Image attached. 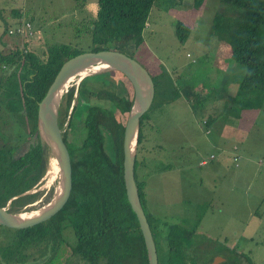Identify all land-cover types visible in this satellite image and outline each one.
<instances>
[{"label": "rangeland", "instance_id": "obj_1", "mask_svg": "<svg viewBox=\"0 0 264 264\" xmlns=\"http://www.w3.org/2000/svg\"><path fill=\"white\" fill-rule=\"evenodd\" d=\"M161 2L163 6H159ZM97 8V0H0V36L5 22L12 28L29 22L27 29L32 34L28 31L27 34H14L9 38L10 45L22 46L26 38L27 48H34L38 53L53 44H72L83 51H90L92 33L89 26L95 19ZM154 8L147 19L143 46L134 54L124 52L155 76L154 80L156 75L159 76L160 81L144 121L146 139L139 152L147 159L152 156L149 165H145L147 168L143 165L140 167V173H144L139 178L147 181L144 189L145 212L156 217L152 223L155 233L157 228L160 229L155 236L160 264L167 261L164 255L167 244L163 237L166 224H182L185 220L189 231L186 238L188 243L183 249L190 264H247L244 254L250 255L256 264H264V102L261 109L244 110L242 102L234 99L241 78L239 75L243 74L244 68L230 59L229 46L220 47L221 57H224V62H232V66L239 69L237 73L224 75L218 80L214 91L212 86H208L212 81L207 78L210 70H214L210 61L213 58L207 59L204 66L203 60L199 59L200 50L203 49L200 39L206 35L209 37L213 17L219 13L228 14L230 8L234 7L220 0H209L208 5L200 11L194 8L193 0H158ZM235 9L240 13V9ZM177 20L197 26L190 40L184 44L177 39L174 26ZM1 49L3 46L0 43ZM108 71L118 81L119 72L113 69ZM95 74L88 75L95 77ZM223 79L227 82L232 79L224 90ZM78 80L80 82L81 78L75 77L67 86H74L75 102L82 101L76 92ZM117 83L121 88L122 84ZM196 84L202 86L205 93L215 94L217 106L214 109L218 112L214 115L217 117L215 123L218 121V128L226 135L234 129L233 135L237 136L241 153L249 154L250 159L255 161L251 166L246 164L244 167L243 157L239 159L240 166L234 167L235 170L226 169L227 164L230 169L233 168L228 163V160L233 162L232 154L217 149L216 146L221 143L217 142L220 139L215 140L214 133H205L206 126L201 119L211 113L207 114L206 109L194 105L197 96L192 88ZM184 87L188 89L182 90ZM201 96L206 103L207 95ZM223 96L225 107L220 106ZM95 100L92 96L91 102ZM120 116L124 119L125 115ZM238 117L241 124L237 127ZM27 127L23 116L11 114L0 103V146L15 145L16 153L26 150L35 139ZM72 133L75 134L74 131ZM105 140L106 148L112 152L107 133ZM232 142L225 139L222 144L230 145ZM211 153L216 155L212 162L203 166L197 164L199 157H207ZM225 155L227 158L224 160L222 156ZM163 164H167V167H162ZM156 165H161V168H156ZM48 168L49 163L37 184L28 190H43L39 198L31 203L32 206L45 205L48 201L43 202L41 198L52 187L54 194L59 185L60 172L50 180ZM149 168L150 171L147 170ZM4 230L0 227V243L5 238ZM73 240L70 234L67 240L47 244L45 249L36 253L38 258L35 262L75 263L71 253ZM215 255L220 258L211 261Z\"/></svg>", "mask_w": 264, "mask_h": 264}, {"label": "trees", "instance_id": "obj_2", "mask_svg": "<svg viewBox=\"0 0 264 264\" xmlns=\"http://www.w3.org/2000/svg\"><path fill=\"white\" fill-rule=\"evenodd\" d=\"M220 1L234 8H230L228 14L219 13L213 17L210 36L225 39L230 59L244 68L243 74L239 75L241 78L234 99L242 102L244 108L252 102L262 104L264 0ZM203 2L193 0L194 8L198 10ZM157 3L158 0H97L96 16L89 26L92 33L90 51L113 49L126 50L130 54L137 52L144 44L147 19ZM235 8L240 9V13ZM3 25L0 36L3 46L0 50V103L11 114L23 116L27 128L35 135L34 141L21 153H16L15 145L0 146V200L7 203L10 199L11 209L19 212L37 207L31 203L39 198L43 190L25 191L37 184L53 157L49 145L39 133L38 101L61 66L69 58L85 51L72 44H53L38 53L34 48H27L26 38L22 46L10 45L9 38L13 35L8 30L12 26L7 22ZM174 26L177 39L183 44L192 26L181 20H177ZM208 55L212 57L210 53ZM237 69L234 68V73ZM118 72L121 88L108 70L78 81L76 92L82 101L75 102L74 86L65 89L59 103L58 118L64 128L63 135L71 158L74 183L71 195L63 210L49 223L28 228L0 224L5 229L4 241L0 243V264H41L35 262L38 258L36 253L51 242L67 240L70 234L75 239L71 245L72 256L80 253L86 260L85 264H149L143 236L127 200L123 179L122 138L124 123L132 108L134 90L126 76ZM150 75L156 92L157 85H160L159 76L156 75L154 80L155 76ZM194 93L197 96L194 105L202 106V94ZM92 96L95 102H91ZM147 112L139 121L134 163V176L143 209L146 182L139 178V170L147 158L139 152L146 139L143 127ZM120 115H125L124 119ZM106 133L111 139L112 152L105 146ZM155 167L161 168V165ZM162 167H167V164ZM53 189H48L41 201H50ZM145 215L157 247L155 236L160 229L157 228L155 233L152 225L156 217L146 212ZM188 231L186 220L182 224H166V232L162 231L167 244L164 249L167 257L165 264H190L183 249L188 243ZM244 256L247 264H256L250 255Z\"/></svg>", "mask_w": 264, "mask_h": 264}, {"label": "water", "instance_id": "obj_3", "mask_svg": "<svg viewBox=\"0 0 264 264\" xmlns=\"http://www.w3.org/2000/svg\"><path fill=\"white\" fill-rule=\"evenodd\" d=\"M88 62H105L112 64L113 69L122 72L131 82L134 90L131 111L124 123L122 138L123 179L126 186V197L135 213L141 230L149 264H159L156 243L142 207L138 187L134 176V163L137 150L139 121L151 106L155 86L150 73L136 60L124 52L104 49L81 52L66 61L49 84L43 97L38 101V128L40 136L49 145L50 151L60 164L59 191L56 206L50 212L30 218L24 211L15 212L7 203L0 200V224L12 228L36 227L51 222L65 207L73 189L72 164L67 142L58 120L59 103L64 92V84L74 70ZM42 125L48 130V136L41 131ZM29 192V191H25ZM54 197V194H53ZM52 197V198H53ZM51 198V199H52ZM51 201V200H50ZM27 211V210H26ZM217 258H220L218 256Z\"/></svg>", "mask_w": 264, "mask_h": 264}, {"label": "crops", "instance_id": "obj_4", "mask_svg": "<svg viewBox=\"0 0 264 264\" xmlns=\"http://www.w3.org/2000/svg\"><path fill=\"white\" fill-rule=\"evenodd\" d=\"M208 2H209V0H204V2H203V4L200 6V8L198 9V10H200V11H202V8L203 7H206V5H208ZM192 26V29H191V31H190V34H189V37L186 39V41L184 42V43H186V42H188L189 40H190V38H191V34H192V32L196 29V25L195 24H193V25H191ZM210 30H211V28H210ZM210 30H209V32H210ZM200 42L202 43V46H203V49H201L200 50V54H201V56H200V58L199 59H202L203 61H202V64H203V66H204V64H206V62H207V59H209V53H210V55L212 56V58H213V60H210L211 62H212V64H213V67H214V70L212 71V70H210V72H209V74H208V70L206 71L207 72V74H208V77H207V75H206V73L204 74V78H208V80L210 79L212 82H211V84H208V86H212L213 87V91H214V88L216 87V86H218V84H217V81L218 80H221L223 77H224V75H227V76H230V75H232V74H234V67L232 66V62H229V63H226V62H224L223 60H224V57H221V53H222V49L220 48L221 46L223 47V45H227V42H225V39L223 40V39H220V40H218V39H214V38H211V36H210V33H209V37H207V35L205 36V37H203L202 39H200ZM183 43V44H184ZM206 45V46H205ZM208 45H209V50L211 51H209L208 50ZM205 46V47H204ZM206 47H207V49H206ZM212 48H213V50H212ZM188 54L189 53H187L186 55L188 56ZM191 55V54H190ZM221 57V58H220ZM199 61V60H198ZM209 69V68H208ZM225 72V74H223ZM237 73V72H236ZM241 73V72H240ZM230 83H232V79H230L228 82L227 81H225V79H223L222 80V87H223V90L225 89V86L227 85V84H230ZM236 83V82H235ZM197 85V84H196ZM195 86V85H194ZM198 87L200 88V89H198ZM228 87V86H227ZM197 88V89H196ZM201 88H203L202 86L200 87V85L198 84L196 87H193L192 88V91L193 92H199V94H202V95H207L206 96V98H205V101H207L206 103L204 102V104L201 106L203 109H206V111H207V114L208 113H211L210 115H206L204 118H202V119H207V121H208V123H207V125H205L206 126V128L207 129H209V131L211 132V133H214V135H215V140H216V138H218V139H220V140H218L217 142H219V143H221V144H218L216 147H217V149L219 148L222 152H225V151H228V152H230L231 154H232V157H233V162L231 163L229 160H228V163L233 167V168H229V165L227 164V167H226V169L228 170V171H230V170H235V168L234 167H239L240 166V161H239V159L240 158H243L244 157V159H243V161H244V167H245V165L247 164V165H249V166H251V163H255V161L253 160V159H250V155L249 154H243V153H241V151H240V147H239V145H238V143L236 142V140H237V136H235V135H233L234 134V129L232 130V133H230L229 135H226V134H224V133H222V130L221 129H219L218 128V121H217V123H215L216 122V120H217V117L216 116H214V115H216V114H218V112H216V110L214 109V108H216V106H217V103H216V100H215V94L213 93V94H211V93H209V92H207V93H205L204 92V90H202ZM185 89H188L187 87H184L182 90H185ZM190 91H191V89H190ZM189 92V91H188ZM211 94V95H210ZM222 101V102H221ZM220 101V106L221 107H225V99H224V96H223V98H222V100ZM190 103H191V101H189ZM222 103H223V105H222ZM262 106H263V103L262 104H255V103H253L252 102V104H247V106H245L246 108H252V110H254L255 109V107H259V108H257V109H261L262 108ZM244 109V110H247V109ZM189 109H190V107H189ZM250 111V110H249ZM201 119V120H202ZM209 119V120H208ZM238 119H239V121H238V123L236 124V126L238 127V126H240V124H241V118L240 117H238ZM203 124V123H202ZM208 125L210 126V128H211V130H210V128L208 127ZM213 128H215L216 130H213ZM214 131H216V133L214 132ZM206 133V132H205ZM223 139V140H222ZM225 139H227L229 142H231V140H233L234 142H232V143H230V145H227L226 143H224V144H222V142L225 140ZM198 146V145H197ZM198 150V149H197ZM197 150H196V152H197ZM199 152V151H198ZM211 154H213V153H211ZM197 155H199V153H197ZM210 155V154H209ZM215 155V154H214ZM216 156V155H215ZM150 157H152V156H149L148 157V159H147V162H148V164H145V165H149V158ZM199 158H201V157H199ZM227 158V155H225V156H222V159H226ZM199 160V159H198ZM212 162V161H211ZM221 162H222V160H221ZM197 164H199L198 163V161H197ZM145 165H143L144 166V168H147ZM142 169V168H141ZM144 170V169H143ZM148 171H150V168L149 169H147ZM243 170H244V168H242V172H243ZM148 171H147V173H148ZM143 173L144 172H142V173H140V170H139V175H143ZM145 177H146V175H145ZM142 180H144L145 181V178L144 179H142ZM146 182V184H147V181H145ZM146 187V186H145ZM201 187L203 188V185H201ZM192 193H193V190H192ZM198 197V196H197Z\"/></svg>", "mask_w": 264, "mask_h": 264}, {"label": "bare ground", "instance_id": "obj_5", "mask_svg": "<svg viewBox=\"0 0 264 264\" xmlns=\"http://www.w3.org/2000/svg\"><path fill=\"white\" fill-rule=\"evenodd\" d=\"M112 67L113 66L110 63L88 62V63L84 64L83 66H80L79 68H77L76 70H74L72 72V74L69 76V79L66 81V83L63 86L64 91L67 88L69 82L71 80L75 79V77H79L82 79L83 77H85L88 74L91 75V73H97L101 70H108V68H112ZM63 97H64V95H63ZM41 131H42V133H44V135L48 136V130L43 125L41 127ZM48 170H49V174L51 176L50 180L55 176L56 173L60 172V164H59L56 157L53 156L50 158ZM61 185L62 184H59L57 189H55L54 197L51 199V201H48L45 205L37 207L35 209H31V210L29 209L27 211H24V215L27 217H30V218H34V217L41 216L42 214H44L48 211L50 212L52 209H54V207L56 206V203H57V199H58L59 191L61 189Z\"/></svg>", "mask_w": 264, "mask_h": 264}, {"label": "built area", "instance_id": "obj_6", "mask_svg": "<svg viewBox=\"0 0 264 264\" xmlns=\"http://www.w3.org/2000/svg\"><path fill=\"white\" fill-rule=\"evenodd\" d=\"M29 25H30L29 22H25V23H22V24H20V25H18V26H16V27H14V28L11 27V28L8 30V33H9V34H12V35H14V34L22 35L23 33H24V34H27L26 32L28 31L27 28H29ZM22 32H23V33H22ZM28 33L32 34L31 31H30V32L28 31ZM202 123L206 125V120H205V119L202 120ZM208 131H209V129L206 128V129H205V132L207 133ZM215 158H216V156H215L214 154H210V155H208L207 157L200 158L199 161H198V163H199L201 166H203V165H206V164H208L209 162L213 161Z\"/></svg>", "mask_w": 264, "mask_h": 264}, {"label": "flooded vegetation", "instance_id": "obj_7", "mask_svg": "<svg viewBox=\"0 0 264 264\" xmlns=\"http://www.w3.org/2000/svg\"><path fill=\"white\" fill-rule=\"evenodd\" d=\"M73 243H75V239L73 240ZM217 258V256L215 255L213 258V261H215ZM73 261H75V263L73 262V264H85L84 258L81 257L80 253H76L74 256H72ZM160 263V261H159ZM213 263V262H212Z\"/></svg>", "mask_w": 264, "mask_h": 264}]
</instances>
